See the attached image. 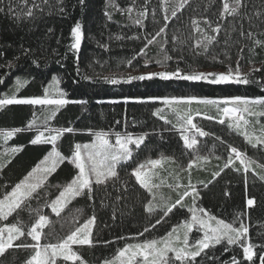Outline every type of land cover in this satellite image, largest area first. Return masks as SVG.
Masks as SVG:
<instances>
[{"label":"snow or ice","instance_id":"snow-or-ice-1","mask_svg":"<svg viewBox=\"0 0 264 264\" xmlns=\"http://www.w3.org/2000/svg\"><path fill=\"white\" fill-rule=\"evenodd\" d=\"M220 8L216 20L211 19L207 13L216 4V0H207L204 11L199 16H192L188 34L177 35V28L171 39L168 38L169 25L186 8L192 7V0H157L153 5L152 0H131L126 6H121L117 0H106L104 17L108 23H116L114 15L119 14L127 19L128 24L122 27H136L145 29V21L151 18L156 21L157 11L161 14L160 26L153 32H145L143 37L138 34L116 35V40H142V46L134 55L122 63L128 68L134 67L133 62L143 58V67L151 64L163 68V71L146 72L139 75L123 74L119 69L108 67L107 62L100 63L102 71L95 68L91 74L82 73L79 66V53L85 33L82 24L77 21L70 29L71 43L69 51L75 56V71L83 81L90 83L103 82L107 85L131 84L133 81H161L181 80L189 82H205L209 85H257L264 91V78L257 79L256 73H264V63L257 67L254 60H249V70H242L241 60L244 58L245 49L250 54L256 49L264 50V0H219ZM86 0H75L69 7L68 0H0V15L10 19L18 28L25 24L34 25L43 16L56 15L61 19L67 18L71 10L79 7L83 9ZM195 12L196 9L192 8ZM224 22L232 25L231 29L223 28ZM247 23V27H245ZM107 27V24L105 25ZM31 31V28H29ZM52 28L47 29V34L53 33ZM224 33L223 44L225 49L230 47V41L237 46L238 55L235 63L232 57L224 52V58L220 59L212 55L213 61L224 66L225 70L185 72L179 67L184 61L185 52L194 58L208 55L214 47L221 43V33ZM232 33H237L233 40ZM112 39V36H109ZM162 41V42H161ZM250 42V44L248 43ZM59 43V40H57ZM159 43L158 58L153 59L148 55L150 46ZM171 43L172 47L167 45ZM98 47L109 51V45L99 43ZM55 51V50H53ZM176 52L177 67L167 70L168 62L174 59L170 53ZM258 54V53H256ZM21 58L31 60L32 64L40 68V57H37L31 47L24 44L18 46V51L11 59L6 58L4 46L0 45V84L11 75ZM89 67H92L90 64ZM107 70L108 74H105ZM30 83L27 79L14 78V91L11 95L4 94L0 98V110L6 106L20 105L31 106L33 119L25 128L0 130V181L4 179L5 169L12 164L15 156L23 150L22 146H8L17 133L23 131H35L30 140L32 145L50 146L43 158L27 172L18 182L11 184L7 181L0 183V258L12 251L27 250L29 255L24 264H88L82 254L74 249L87 246L95 248L97 245H118L110 256L100 260V264H264V242L259 244L250 240L251 212L260 207L261 201L250 194L249 185L260 184L264 186V96H226L220 98L191 96H164L136 99V103H159L161 107L155 108L153 116L162 120L164 125H170L163 131H176L183 142V155L188 157L187 164L181 163L176 157L159 154V158H146L136 164L127 174L128 179L121 176L120 169L133 160L142 145L150 135L147 132L133 134L115 130H92L87 133L92 137L89 143H75L70 155H65L59 148L58 142L65 134H74L78 130L73 127L52 126L61 109L69 104H85V100L69 99L67 93L60 87L61 81L52 77V82L43 90V95L32 97H20L19 91ZM75 83H80L79 80ZM98 103L102 101H97ZM108 103H117L111 100ZM125 99V103H127ZM195 105L196 107H193ZM40 106L43 120L37 123L39 117L35 109ZM203 106V107H201ZM214 108L215 114H209L205 109ZM169 114L173 119H169ZM197 117L203 120L214 121L220 125H226L230 130L244 137L260 158L249 157L245 151L228 144L220 137H216L220 144L226 146V155H217L214 152L201 154L202 145L198 138L207 137ZM251 118V119H249ZM117 124L120 121H116ZM223 160V164H217L216 170L211 173L212 181L220 177L225 170H231L240 176L244 184V203L242 208L235 212L231 220L220 218L202 207L198 200L202 199L200 185L207 188L208 181L193 183V169L206 170L204 165L212 158ZM72 165L76 170L71 179L63 185L49 184V178L57 172L61 165ZM176 165V169H170L169 165ZM166 172L167 177L161 174ZM187 173L186 181L182 173ZM134 178V179H133ZM171 180V182H169ZM130 184L133 190H142L143 198L140 200L141 214L147 219L141 231L133 236L120 235L112 240H100L95 232L97 216L95 207L98 191L103 192L100 200L101 206L105 200L113 207V221L118 219L116 205L127 207ZM138 186V189L136 188ZM46 187L60 188L58 194L48 199L50 193L42 191ZM167 188L171 195L163 191ZM225 196L230 197L228 191ZM77 198H84L93 209V214L81 220L80 215H75L69 223L71 231L58 239H49L54 235V229L45 232L52 224L50 216L44 209H50L51 214L60 217L65 208ZM44 200L43 204L40 201ZM32 201H36L37 207H32ZM181 210L187 215L177 223L171 224L169 229L158 236H151L158 226L163 227L175 214ZM25 211L34 219L28 225L19 218V212ZM77 213L81 210L77 209ZM136 211L132 206L128 215ZM123 215V213H121ZM10 218H13L10 221ZM63 227V225H61ZM107 227V225H105ZM264 236V232L257 233ZM143 237V239H140ZM120 241H124L119 245ZM218 246L222 252H227L233 247L242 250V258L232 255L229 260H221L216 255ZM259 249V251H257Z\"/></svg>","mask_w":264,"mask_h":264},{"label":"trees","instance_id":"trees-1","mask_svg":"<svg viewBox=\"0 0 264 264\" xmlns=\"http://www.w3.org/2000/svg\"><path fill=\"white\" fill-rule=\"evenodd\" d=\"M131 0H117L121 6L126 7ZM75 3V0H68V5ZM153 5L157 4V0H152ZM207 0H192V7L186 8L179 16L178 20H173L168 29V38L171 39L173 32L179 28L180 31L176 32L177 35H187L190 28L187 27L190 24V18L192 16H199L203 13ZM106 0H86V6L81 9L76 7L71 10V14L64 19L59 18L56 15L43 16L35 22L34 25L25 24L22 28H18L10 19L4 15H0V45L4 46L6 58L11 59L13 54L18 51V46L24 44L25 47H31L37 57H40L41 67H35L31 60L21 58L18 66L12 70L4 84H0V98L4 94L11 95L14 91V78L27 79L30 83L26 87L22 88L18 96L20 97H32L43 95V90L52 82V77L56 76L60 81V87L67 93L69 99L85 100V104H69L60 110L57 117L52 121V126L56 127H73L78 130L74 134H65L61 141L58 142L60 150L65 155H70L72 147L75 143H84L92 139L87 133L88 129L92 130H115L124 131L125 129L133 134H141L144 132L149 133L145 145L141 146L138 153L134 154V158L127 165L121 167V176L124 179H128V172L136 166L137 163L143 161L146 158H159V154L176 157L181 163L187 164L188 157L183 155L184 149L182 148V141L179 138V133L176 131H163L161 138V130L170 127V125H164L163 121L153 116L155 108L161 107L159 103H136V99H146L147 97H164V96H191L196 95L199 97L207 98H220L226 96H248L258 97L264 96V91L255 85H209L205 82H189L181 80L161 81L159 79H153L151 81H133L131 84L121 85H107L102 81L99 83H90L83 81L82 77H78L75 71V56L69 51L68 45L70 40V29L74 24L79 21L82 24L83 31L85 33V39L82 42L81 50L79 53V66L82 73L91 74L93 68L97 72L102 71L99 67L100 63L107 62L108 67L112 69H119V71L125 75H139L146 72L163 71L164 69L155 63L151 64L148 68L143 67V58H138L133 62L134 67L128 68L122 62L131 58L135 52H137L142 46V40H116V35H133L138 34L143 37L145 32H153L159 26L161 21V14L159 9L157 11L156 21L151 18L145 21V29L141 30L136 27H122L124 24H128L127 19L118 13L114 15L116 23H108L103 13L105 10ZM192 8L196 11L193 12ZM220 8L219 0H216V4L213 8L208 10L207 15L216 20L218 11ZM107 24V27L105 25ZM232 25L224 22L223 28L231 29ZM247 27V23H245ZM31 28V31H29ZM52 28L54 31L52 34H47V29ZM112 39H109V36ZM237 33H232V38H237ZM264 39V37H261ZM221 43L214 47L213 51L208 57L200 56L193 57L190 53L185 52L184 61L180 62L179 67L185 72L192 70L199 71H224L225 68L221 64L212 60L211 56L216 55L220 59L224 58V52L227 51L228 55L232 57L233 64L235 63L238 55L237 46L230 41V47H224L223 40L225 39L222 31ZM59 40V43H57ZM99 43H106L109 45L110 50L104 51V49L98 47ZM162 42V41H161ZM250 44V42H248ZM160 44L152 45L148 49L149 57L158 58ZM168 48L172 45L169 43ZM55 50V51H53ZM258 53V54H256ZM174 59L168 62L167 70L172 71L177 67L175 57L178 55L176 52L170 53ZM243 59L241 60L242 70L247 72L249 70V60H254L257 67L264 63V50L256 49L255 53L250 54L247 49L243 53ZM92 67H89V65ZM5 70L0 69V72ZM105 74L107 70H104ZM257 79L264 78V73H256ZM79 80L80 83H75ZM127 99V103H125ZM115 100L117 103H108L107 101ZM97 101H102L98 103ZM193 107H196L193 105ZM203 107V106H201ZM34 109L31 106L11 105L6 106L3 110H0V130H11L14 128H25L26 125L33 119ZM39 120H43V114L40 106L35 109ZM209 114H215L214 108L205 109ZM169 119H173L169 114ZM251 119V118H249ZM116 121H120L119 124ZM197 121L203 127V129L210 133L209 136L198 138L201 141L202 152L201 154H207L214 152L217 155L225 156L226 146L220 144L216 137H220L238 149L245 151L249 157L260 158V154L256 152L250 145H248L244 137L237 134L236 131L230 130L226 125H220L214 121L203 120L197 117ZM35 131H23L17 133L10 141L8 146H22L23 150L20 151L13 160L12 164L5 169L4 179L0 181L3 183L7 181L11 184L18 182L31 170L50 149V146L45 145H32L30 140L34 137ZM2 143V141H0ZM261 162H264L262 160ZM217 164H223V160L217 161L214 157L209 163L204 165L206 170L193 169L192 181L193 183L212 181L211 173L216 170ZM170 169H176V165L172 164L168 166ZM75 169L72 165L65 162L49 178V184L63 185L69 181ZM161 174L167 177V173L161 171ZM184 180L187 179V173L181 174ZM134 179V178H133ZM171 182V180H169ZM129 198L127 200V207H121L116 205L117 217L116 221L111 219L113 207L110 206V202L105 200L103 206L100 204V200L103 198V192L98 191L96 193L97 201L95 207V215L97 216L96 234L100 240H112L117 236H133L138 231H141L143 226L148 223L147 219L141 214L140 200L143 198L142 190H133L130 184ZM138 189V186H136ZM250 194L256 196L260 201V207L251 212V218L248 221L250 224V240L253 243L264 242V236H260L258 232H264V186L256 184L255 186L249 185ZM202 199L198 200V203L209 210L212 214L217 215L220 218L231 220L235 212L239 211L244 203V184L241 181L240 176L231 170H225L220 177H217L211 183H208L207 188L200 185ZM42 191L50 193L48 199L54 198L60 188L46 187ZM163 191L167 195H171L174 198V193H169L167 188ZM228 191L231 195L225 196L224 192ZM44 200L40 201L43 204ZM135 205L136 211L133 215H128L132 206ZM36 201H32V207H37ZM77 209L81 212L77 213ZM45 213L50 216L52 224L49 228L45 229V232L54 229V235L48 237L49 239L62 238L68 234L72 229V224L69 223L71 218L75 215H80L81 220L87 216L93 214L92 207L89 206V202L84 198H77L72 201L61 213L60 217H55L51 214L50 209L45 208ZM123 213V215H121ZM187 215L186 211L181 210L172 217V219L163 227L158 226L153 230L151 236H158L162 234L165 229H169L171 224L177 223L180 219ZM19 218L28 225L34 219L29 217L25 211L19 212ZM13 218H10V221ZM63 225V227H61ZM107 225V227H105ZM140 239H143L141 237ZM124 241H120L119 245H122ZM118 245L109 244L104 246L103 244L97 245L95 248H88L87 246L74 249L78 250L83 258L89 264H99L100 260L106 256H110L115 247ZM259 251V249H257ZM27 250L12 251L6 254L5 257L0 258V264H24V261L29 255ZM216 255L221 260H229L232 255H237L238 258H242V250L233 247L227 252H222L220 246H218ZM248 264V262H244ZM259 264V261H256Z\"/></svg>","mask_w":264,"mask_h":264},{"label":"rangeland","instance_id":"rangeland-1","mask_svg":"<svg viewBox=\"0 0 264 264\" xmlns=\"http://www.w3.org/2000/svg\"><path fill=\"white\" fill-rule=\"evenodd\" d=\"M91 140H89V141H87V142H84V143H89ZM81 144H83V143H81ZM89 264V263H88ZM100 264V263H99Z\"/></svg>","mask_w":264,"mask_h":264}]
</instances>
